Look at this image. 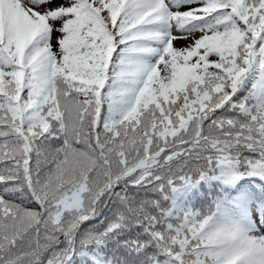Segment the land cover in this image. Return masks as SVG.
I'll list each match as a JSON object with an SVG mask.
<instances>
[{"label":"snow or ice","instance_id":"obj_1","mask_svg":"<svg viewBox=\"0 0 264 264\" xmlns=\"http://www.w3.org/2000/svg\"><path fill=\"white\" fill-rule=\"evenodd\" d=\"M0 166V264H264V0H0Z\"/></svg>","mask_w":264,"mask_h":264},{"label":"trees","instance_id":"obj_2","mask_svg":"<svg viewBox=\"0 0 264 264\" xmlns=\"http://www.w3.org/2000/svg\"><path fill=\"white\" fill-rule=\"evenodd\" d=\"M0 167H2V166H0ZM197 210H200V205L199 204H197Z\"/></svg>","mask_w":264,"mask_h":264}]
</instances>
